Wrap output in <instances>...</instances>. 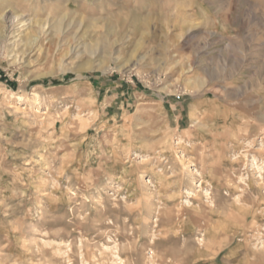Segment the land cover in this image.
I'll use <instances>...</instances> for the list:
<instances>
[{
  "label": "rangeland",
  "instance_id": "1",
  "mask_svg": "<svg viewBox=\"0 0 264 264\" xmlns=\"http://www.w3.org/2000/svg\"><path fill=\"white\" fill-rule=\"evenodd\" d=\"M264 264V0H0V264Z\"/></svg>",
  "mask_w": 264,
  "mask_h": 264
},
{
  "label": "crops",
  "instance_id": "2",
  "mask_svg": "<svg viewBox=\"0 0 264 264\" xmlns=\"http://www.w3.org/2000/svg\"><path fill=\"white\" fill-rule=\"evenodd\" d=\"M249 263H250V261L247 262V264H249Z\"/></svg>",
  "mask_w": 264,
  "mask_h": 264
},
{
  "label": "bare ground",
  "instance_id": "3",
  "mask_svg": "<svg viewBox=\"0 0 264 264\" xmlns=\"http://www.w3.org/2000/svg\"><path fill=\"white\" fill-rule=\"evenodd\" d=\"M249 264H252V262L250 261V263Z\"/></svg>",
  "mask_w": 264,
  "mask_h": 264
}]
</instances>
